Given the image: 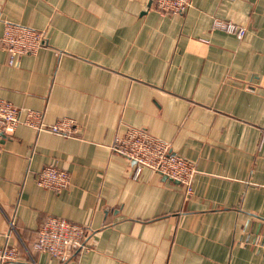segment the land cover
<instances>
[{
  "label": "crops",
  "instance_id": "0c3cea01",
  "mask_svg": "<svg viewBox=\"0 0 264 264\" xmlns=\"http://www.w3.org/2000/svg\"><path fill=\"white\" fill-rule=\"evenodd\" d=\"M5 22L46 41L13 65L0 49V99L78 126L63 137L18 124L3 140L8 264H264V0H192L182 15L147 0H0V36ZM128 127L194 164L190 195L149 169L130 178L110 150ZM47 165L69 173L67 189L36 184ZM49 216L89 227L92 246L64 260L34 251Z\"/></svg>",
  "mask_w": 264,
  "mask_h": 264
},
{
  "label": "built area",
  "instance_id": "2783aa9c",
  "mask_svg": "<svg viewBox=\"0 0 264 264\" xmlns=\"http://www.w3.org/2000/svg\"><path fill=\"white\" fill-rule=\"evenodd\" d=\"M152 8L163 15H182L191 6L192 0H147ZM219 28L241 39L245 28L230 22L215 21ZM46 32L20 24L5 22L0 36V49L8 54V63L13 65L20 55L35 54L45 45ZM18 124H24L37 132L47 131L63 137H74L78 132L75 122L60 118L47 125L42 113L27 110L21 117L18 108L0 99V147L9 138ZM110 150L132 164L130 178L137 179L143 169H149L170 181L182 186L184 194L192 192V180L196 173L194 164L171 151L168 142L160 140L142 128L128 127L122 135L114 137ZM39 187L59 192L68 188L70 175L54 165L44 166L36 177ZM13 230L10 222L7 235ZM92 230L68 220L49 216L37 234L32 249L47 253L52 258L64 260L72 250L82 251L92 246ZM17 261V248L5 245L0 247V264Z\"/></svg>",
  "mask_w": 264,
  "mask_h": 264
}]
</instances>
